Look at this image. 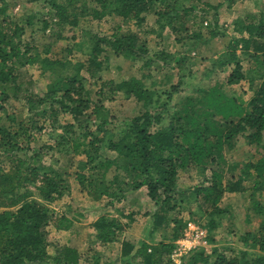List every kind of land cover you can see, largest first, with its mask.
I'll list each match as a JSON object with an SVG mask.
<instances>
[{
	"label": "trees",
	"instance_id": "16d2710c",
	"mask_svg": "<svg viewBox=\"0 0 264 264\" xmlns=\"http://www.w3.org/2000/svg\"><path fill=\"white\" fill-rule=\"evenodd\" d=\"M13 1L0 0V264H106L100 262L103 252L92 247L82 254L69 245L48 248L49 229L68 231L74 220L47 203L75 186L118 214H101L91 226L100 246L120 244L119 264H264V2L237 16L228 32L215 12L207 18V9L218 7L207 0H25L50 7L21 19L8 12ZM107 17L120 21L114 32L92 34L79 57L52 51L67 27ZM145 24L157 25L152 45L144 36L149 31L139 30ZM164 30L179 50L164 46ZM34 32L42 43L36 44ZM217 37L228 40L208 58L204 79L170 104L192 77L184 66L192 58L189 49ZM112 56L138 65L140 76L104 78ZM158 63L171 72L161 88H152L155 82L145 84L142 77ZM31 65L45 81L40 92L31 90ZM85 75L100 82L93 92ZM242 81L248 90L236 94ZM117 98L130 104L122 117L106 105ZM239 137L258 157L236 171L226 165ZM192 170L198 181L179 188V173ZM142 188L154 205L146 214L149 241L131 242L122 236L135 213L118 204ZM236 192L249 201L245 221L252 225L239 234L242 247L232 249L233 256L198 247L180 263L168 259L188 222L205 228L214 243L219 230L232 224L221 201ZM160 226L170 232L154 242Z\"/></svg>",
	"mask_w": 264,
	"mask_h": 264
},
{
	"label": "rangeland",
	"instance_id": "374dc122",
	"mask_svg": "<svg viewBox=\"0 0 264 264\" xmlns=\"http://www.w3.org/2000/svg\"><path fill=\"white\" fill-rule=\"evenodd\" d=\"M207 2L212 6L218 5L216 11L212 8L207 9V18H212L215 12L216 16L218 17L219 25H221L223 28H227L228 32H231L233 21L237 16L244 14L246 11H255L259 8H262L264 0H207ZM49 7L50 5L43 1H40L38 3H29L25 0H16L10 2L8 12H10L13 18L21 19L22 16H25L26 14L36 10L40 14H43L49 9ZM196 13L200 15L199 11ZM198 20L199 19H196L195 21L198 23ZM191 21H193V19H191ZM118 22H120L119 19L115 17H107L100 22L92 21L90 19H83L80 26L71 29L67 27L64 30L63 35L66 36L65 39H61L55 42L53 44L52 51L60 57L67 56V58L69 59H71L72 57H79L81 53L89 49L91 45L90 36L92 34L97 33L100 35L109 36L114 32L115 26ZM130 26L131 29L133 28L134 30V26ZM122 28L123 29L119 30V32H123L125 26H123ZM151 29L156 30L157 25L145 24L139 29L149 31V33H146V35L144 36H146V38H150V45L153 44V41L151 39L156 35V33H152ZM27 30L25 32L26 35L29 34ZM168 32L169 31L167 30L161 32L162 43L168 50H179L180 45H178L176 43V40L173 39V35ZM32 35L35 38L34 40L36 41V44L42 43L39 33L34 32L32 33ZM227 40V37H217L211 40L209 43L202 45L200 44L196 48L189 49L188 56H191L192 58H189L187 62L184 63V66L186 67V70L191 71L190 73L192 74V77L191 79L187 80L189 84L184 86L185 88L183 87L179 93L175 94L170 104H174L177 100L192 92V85L196 84V81L198 82V80L203 78L202 73L204 72V69L209 66L210 62L208 58L212 56L214 52L221 50ZM66 47L72 48V51L68 53ZM240 58L241 64L244 66V68H246L247 63L244 60L245 56L240 55ZM119 66L121 67V69L119 68ZM138 68V65L132 66L130 62L125 60L122 61L120 59L118 61L112 56L110 57L109 65L107 68L108 70L103 73V76L104 78H114L123 76L124 72L126 74L129 72L139 77L140 72L139 70H137ZM28 70L35 80L31 88L32 92H40L44 87L45 81L40 77L36 65H31ZM169 72H171V70H169L168 67H162L161 63H158V66L155 64L149 70L144 71V74H148V76L142 77V80L145 84L148 85H150L152 82H155L152 88H161V82H164L165 75ZM85 76L88 78L87 75ZM207 81L208 79L204 80L203 82ZM208 82L214 81L210 79ZM208 82L207 84L209 85ZM99 83V81H97V83H94V80H89L88 78V80L86 81V87H89L91 89V92H93L99 87ZM234 90L236 94H241L243 90H248V84L245 81H242L241 84L234 86ZM12 104L20 106L22 102H20L19 104L13 102ZM106 105L112 110L111 113H113V115L117 117L126 115L130 107L128 100L125 101L123 98L114 99L113 101L106 103ZM22 113H24V111H22ZM257 157L258 155L255 149L246 145L244 139L242 137H239L237 139L235 150L233 153H231L230 157V161L232 160L233 162L230 163V165L228 164L226 166L229 167V169L239 171L241 162L254 161L255 159H257ZM197 179L198 175L194 170L181 172L179 173L178 187L188 188L189 186L195 184L198 181ZM250 181L251 180H247L243 184L248 185ZM104 203L105 200L94 201L90 199L85 195L83 191L81 192L78 186L73 187L72 191L70 193L64 194L61 199L48 202L47 204L53 209L55 213H57L58 211H63L69 217H73L74 220L72 228L68 231H57L53 227L49 229V250L52 251L55 246L69 245L77 248L80 254H82L86 251L87 248L92 247L103 252L100 262H106V264H119V262L115 261V259L119 255L120 244L118 242H115L107 244L106 246H100L94 238L95 233L91 226L92 222L101 214L109 212L116 216L118 215L116 211H112L109 207H105ZM122 205H124L125 207V213H127V211L129 210H133V212L135 213L133 215L134 220L128 223L129 225L126 230H124L122 237H124L125 240L131 242H139L142 239L149 241V239L147 238V229L150 228L151 225L149 224V217L146 214L154 208V205L153 203L148 202L145 190L142 188L140 190H137L136 192L129 194L123 204H118L119 207ZM221 206L227 208L231 213V226L227 227V229H222L221 231L219 230L218 234L215 236L214 243H210L208 241V233L205 230L206 237H204L200 241V245H198V247L206 248V250L217 248L218 250H222V252L226 256L230 257L234 255V253L231 251L232 249H240L242 247L241 243L238 241L239 234L249 229L250 225H252L245 221L246 213H248L247 208L250 205L249 201L246 198L236 192L226 193L221 201ZM121 220L127 221V219L122 218ZM195 224L200 226L198 223ZM168 232H170L169 228L165 226L158 227L153 234L154 242L159 241L162 236L167 234ZM180 239L181 238L179 237L174 241L175 247ZM186 255L187 254H183L182 256L185 257ZM168 259H170V254L168 255ZM81 264L84 263L81 262Z\"/></svg>",
	"mask_w": 264,
	"mask_h": 264
},
{
	"label": "built area",
	"instance_id": "2783aa9c",
	"mask_svg": "<svg viewBox=\"0 0 264 264\" xmlns=\"http://www.w3.org/2000/svg\"><path fill=\"white\" fill-rule=\"evenodd\" d=\"M206 237L205 229L193 222H188L184 234L170 253V259L175 263H180L183 254H187L192 248L198 247L200 241Z\"/></svg>",
	"mask_w": 264,
	"mask_h": 264
}]
</instances>
